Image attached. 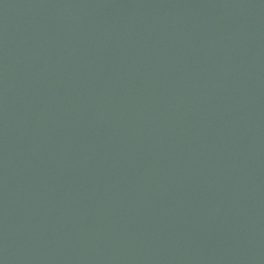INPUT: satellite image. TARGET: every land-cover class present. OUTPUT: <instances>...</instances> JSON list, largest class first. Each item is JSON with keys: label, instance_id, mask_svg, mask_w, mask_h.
I'll return each instance as SVG.
<instances>
[{"label": "water", "instance_id": "water-1", "mask_svg": "<svg viewBox=\"0 0 264 264\" xmlns=\"http://www.w3.org/2000/svg\"><path fill=\"white\" fill-rule=\"evenodd\" d=\"M0 264H264V0H0Z\"/></svg>", "mask_w": 264, "mask_h": 264}]
</instances>
